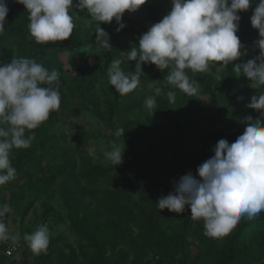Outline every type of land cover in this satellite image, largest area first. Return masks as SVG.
Wrapping results in <instances>:
<instances>
[{
    "label": "rangeland",
    "instance_id": "374dc122",
    "mask_svg": "<svg viewBox=\"0 0 264 264\" xmlns=\"http://www.w3.org/2000/svg\"><path fill=\"white\" fill-rule=\"evenodd\" d=\"M258 2L259 0H253L250 7L254 9ZM76 3L77 0H73L74 6ZM152 4L156 5L154 15L159 20L172 7L171 0H146L138 10H126L123 13L122 22L125 27L119 32L116 31L118 24L114 18L109 23L98 24L91 20L86 9L79 8L81 15L74 11L78 7L70 9L75 25L73 30L91 27L96 36L95 31L100 26L108 34L111 51L102 49L95 37L94 43L82 47L60 49L56 45V48L36 53L34 39L21 37L13 42L14 51L8 55L3 50L0 38V60L4 63H10L14 58H32L49 71L57 70L61 97L59 109L50 113L51 117L37 128L38 132L33 131L39 136H35L31 147L41 154L44 166L30 175L16 169V178L0 186V205L10 206V213L5 214L9 234L19 235L18 240L2 241L0 246H17L16 264H83L92 250L87 241L82 240L79 231L84 228L101 234L103 229L106 231L111 228L112 232L114 223L107 221L119 217V239L115 249L110 246L107 248L106 255L109 258L106 264H110V259L119 255L124 258L118 264H173L172 261L176 263L183 258L177 242L186 254L184 264H237L229 253L238 248L241 241L252 247L254 264H264V212L254 220L258 228L242 232L240 238L232 234L237 228L250 222L246 218H242L222 238L207 237L209 244H206L199 240L201 237L206 238L204 224L201 231L194 235L191 227L185 223L186 208L177 214L167 208L159 210L156 205L159 198L170 192L165 184L174 188L181 176L189 172L195 175L193 167L187 166L174 172L168 181L174 166L182 158L189 157L191 152L197 151L202 133L209 130V126L203 121L204 116L211 112L209 108H217L226 100L221 97L214 102L210 94L200 92L198 104L184 105L185 115L178 120L179 127L173 126L169 131H161L156 129L162 124L161 120L156 116L155 109H146L145 98L155 95L156 88L172 86L168 84L166 77H161L158 87L156 74L162 71L154 64H142L140 84L126 96H120L114 86L109 85L108 71L113 59H121L120 67L126 73L135 72L136 62L126 58L128 50L135 43L128 25L133 23L140 32L139 37L147 32L153 24L154 17L148 12V7ZM18 6L23 9L24 19L29 24L24 6ZM248 27L247 49H242L247 53L242 55L243 62L259 55V49L255 46V41L260 39L258 30L251 23ZM59 42L63 46L62 41ZM25 43L27 47L24 46ZM225 67L226 65L214 64L202 73L187 69L185 71L189 80L201 89L199 81L206 74L212 76L216 84L223 86L220 77ZM169 72L170 69L167 75ZM249 83H246V87L252 88ZM215 91L218 93V90ZM109 96L120 101L119 105L113 102L114 112L107 106ZM159 96L161 94L155 95L156 103ZM136 98L139 99V106L128 107V102H133ZM236 115H240L237 121L239 125L234 127L238 134H242L247 126L245 117L251 116L253 122L264 119L258 110L249 107L241 108ZM126 120H132L133 123L127 135L116 136V128L122 127ZM113 143L121 148L125 146L122 162L115 166L106 161L104 155L111 150ZM68 154L73 157V165L70 163L68 167L71 169L62 171L60 166H64ZM15 159L10 153V160ZM113 174L117 177L124 174L125 177L121 182V179H114ZM153 186L157 189L162 186L165 188L156 190ZM137 203L138 206L133 211L131 207ZM130 210L132 214L127 216ZM41 225L48 229L49 244L46 252L35 254L24 240V235L32 233ZM121 249L124 251L119 252ZM208 250L211 251L210 254ZM0 264L13 262L0 252Z\"/></svg>",
    "mask_w": 264,
    "mask_h": 264
},
{
    "label": "clouds",
    "instance_id": "9594fccd",
    "mask_svg": "<svg viewBox=\"0 0 264 264\" xmlns=\"http://www.w3.org/2000/svg\"><path fill=\"white\" fill-rule=\"evenodd\" d=\"M146 0H16L28 13V33L37 44L64 41L75 27L70 9H86L92 21L109 23L115 19L116 31L125 27L122 15L134 12ZM253 0H171V10L159 22L151 25L127 52V60L135 61V72H125L121 59H113L108 71V83L120 96H126L140 84L142 64H154L157 69H170L168 84L189 96L198 94V85L189 80L186 69L206 72L214 64L228 65L246 55L244 45L236 35L239 12L247 11ZM5 0H0V35L5 33L8 14ZM251 26L258 30L255 41L259 55L236 64L249 80V86H264V0H259L250 17ZM96 42L111 51L108 34L99 26ZM59 73L51 72L32 58H14L10 63L0 62V186L14 180L17 170L12 166L10 153L28 148L35 139L32 130L48 120L51 112L60 106ZM160 95V88L154 89ZM155 95L145 98L148 110L156 108ZM169 102L175 93L167 94ZM247 107L258 110L264 117V94L253 96ZM247 126L234 142L220 139L214 155L201 163L196 176L190 172L175 183L173 192L156 202L159 210L167 208L177 214L185 205L190 207L193 220H203L204 235L219 239L228 235L241 221L257 219L264 212V119L253 122L244 118ZM26 132L30 135L26 136ZM117 128L115 135L124 134ZM125 147V146H124ZM124 147L113 143L105 152V160L113 166L122 162ZM8 204L0 205V242L18 240L10 236L5 214ZM35 254L46 252L49 233L45 225L24 235Z\"/></svg>",
    "mask_w": 264,
    "mask_h": 264
},
{
    "label": "trees",
    "instance_id": "16d2710c",
    "mask_svg": "<svg viewBox=\"0 0 264 264\" xmlns=\"http://www.w3.org/2000/svg\"><path fill=\"white\" fill-rule=\"evenodd\" d=\"M5 2L8 6L9 11H8V14L6 16V21H5V33L1 35L0 38L2 40L1 45L3 47V50L6 52L5 54L9 55L14 51L12 48L14 41H17L18 38H21V37H27V39H29L30 36L28 33V22L27 20L24 19L25 16H23L24 14L23 9L19 7L18 4L14 0H5ZM155 7H156L155 4H152L151 6L148 7L149 15L152 16V18L154 17L153 22H152L153 24L160 21L159 18L154 15ZM74 11L78 15H81L79 8H75ZM247 12H249V14L252 15L253 8L250 7ZM247 12L244 11V12L238 13V15L240 16V21H239V29L236 35L239 37L242 45H244L243 50L247 49V39L249 35L248 25L250 23V17H251L249 16ZM128 29L132 35L133 40L135 41V43L133 44L134 46L139 40L140 32L135 29L133 23H130L128 25ZM95 37L96 36L92 32L91 27L89 28L85 26L83 28H78V29L73 30L70 38L62 41L63 46H61L62 44H58L60 43L59 41L55 43L48 42L46 44H37L34 41L36 44L35 50H36V53H39V52L43 53L44 51H46L47 48L48 50L49 48H56V45H58L60 49H67V48L73 49V48H77L80 46L82 47V46L94 43ZM26 44L27 43H25L24 46H26ZM55 51H58V49H55ZM28 53L30 54L31 52L28 51ZM6 59L9 60L7 57ZM0 62H3V61L0 60ZM56 62L58 61L56 60ZM242 63L244 62L242 61V56H241V58L238 61H234L233 63L226 65V67L224 68V72L222 76L220 77L221 78L220 83H222L223 86H219L218 84H216V81L214 80L212 76H209L208 74L204 75V77L201 78L199 81L202 88L201 89L198 88V94L195 96H189L183 93L182 91H180L179 89L175 88L174 86H170L167 88L166 87L161 88L162 90L161 96L158 97V102L156 103V108H155L156 116L160 118L161 123H162L156 129L158 130L159 128V130L161 131H169L172 129L173 126L174 128L179 127L178 120L182 116L185 115L183 110L186 107L184 105L195 104V103L198 104L200 100L198 95L200 92L204 91V93L210 94L211 100H213L214 102H217V98H221V97H223L221 99L226 100L223 104H221V106L217 108H214L212 106L211 108H209L210 109L209 111L211 112L209 114H206L203 120L209 126V130L202 133L198 141V144H197V147H198L197 151L195 153L191 152L189 157L182 158L180 162L174 166L173 170L170 171V175L168 176V181L172 177L174 172H176L177 170H181L187 166L193 167V170L195 172V175L193 176H196L197 167L201 163L206 161L208 158H210L212 155H214V147L220 139H226L229 142V144H231L232 142L236 140V138L239 135H241V134H238L234 128L236 124L239 125L237 121L240 118V115H236V112L239 111L243 107H247V105L251 102V98L253 96H259V95L264 94V86H261L258 89L246 87V83L249 82L248 78L245 77L241 71L236 70V64H242ZM51 67L54 68V66H51ZM168 71L169 69H165L163 72L156 74V77L158 78V81H159L158 87H160L161 77H166ZM150 79H152V77H150ZM215 89L218 90V93L215 91ZM169 91H172L175 93L174 102H169V99L166 95ZM115 97H118V96L115 94ZM114 98L112 99L110 98V96L108 97L107 106L111 112H114L115 110V108L113 107L114 101L117 103V105L120 104V101ZM219 100L220 99H218V101ZM138 101L139 99L136 98L135 101L128 102L127 106L129 107L130 105V106L137 108L136 106H139ZM49 116L51 117V115ZM136 123L138 124V121H136ZM132 124H133L132 120H126V122H124L122 127H117V128H123L125 130L123 135H127V132L128 130H130V127L132 126ZM32 131L38 132L37 129L32 130ZM178 131L180 133H183L179 128H178ZM30 134H31L30 132H26V136ZM35 136L38 137L39 134ZM31 146L32 144L30 145V147L26 149L25 148L14 149L11 152L13 154V157L14 156L16 157L14 161H11L12 166L15 167V169L24 171V173L29 174V175L35 174L34 173L35 170L41 169L44 166L42 164L43 157L41 156L40 153L33 151V148ZM66 158L67 160L64 166H60L62 171L67 170V169L70 170L71 168L68 167L70 163L71 165H73V157L68 154ZM48 168H50V166H48ZM123 177H125L124 174H121L118 177L115 174H113V178L121 179V182H122V179H124ZM153 187L156 190L162 189L165 187L168 188L170 192H173L174 190V188L171 187L169 184H165V187L162 186L161 188H158V189L156 186H153ZM124 192L122 191V193ZM116 196L121 197L120 194H116ZM137 206H138V203L134 207L132 206L131 209L135 211ZM185 208H186V211L184 213V215L186 216L185 223L191 227L190 229L192 230V234L196 235V233H199L201 231L202 224H204L203 220H193L190 216V207L188 205H185ZM130 214H132L131 210L127 213V216H129ZM119 218H115L113 220L111 219L107 221L108 223H110V221H113L114 223V229H112V232L110 231L111 228H108L106 231L103 229L101 231V234H96L94 230H91L92 231L91 232L90 230L84 229V228H82L79 231V234L82 240L85 239L90 249L92 250L90 257L86 258L83 264H106L109 258V257L107 258V255H106L107 248L110 246L112 249H115V246L119 239L118 233L120 232H119L118 226H120L121 224L120 222H118ZM98 223L99 222H97V224ZM254 228H258V226H257V223H255L253 220V221L245 223L240 228H237V230L233 232L232 236L240 238L242 232H245V231L248 232L250 230H253ZM206 239H207V236L206 238L201 237L199 240L201 242L209 244V242H207ZM7 245L8 244H5L4 246H0L1 254L3 253L4 248ZM177 247L181 249L183 253V258L181 260H178L176 263L172 261V263L173 264H184L186 254L183 252L184 250L179 242H177ZM210 248L208 247V249ZM122 251L124 250L121 249V251L119 252H122ZM16 252H14L10 256H6L3 253V256L7 258H11L13 264H16V260L18 259ZM210 253L211 251L208 250V254ZM119 254H122V253H119ZM229 255L230 257H232V260L235 261L237 264H254L255 262V254L253 253L252 247L249 244H247L245 241H241L238 248H235L231 253H229ZM123 258H124L123 255L116 256L115 258L110 259V264L122 263ZM36 259L39 263H42V261L38 257H36Z\"/></svg>",
    "mask_w": 264,
    "mask_h": 264
},
{
    "label": "built area",
    "instance_id": "2783aa9c",
    "mask_svg": "<svg viewBox=\"0 0 264 264\" xmlns=\"http://www.w3.org/2000/svg\"><path fill=\"white\" fill-rule=\"evenodd\" d=\"M17 250V246L13 245V244H9L7 245L5 248H4V251L3 253L6 255V256H10L12 255L14 252H16Z\"/></svg>",
    "mask_w": 264,
    "mask_h": 264
}]
</instances>
